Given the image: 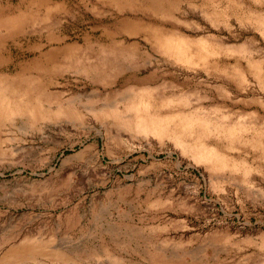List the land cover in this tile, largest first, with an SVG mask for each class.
<instances>
[{
    "label": "rangeland",
    "instance_id": "374dc122",
    "mask_svg": "<svg viewBox=\"0 0 264 264\" xmlns=\"http://www.w3.org/2000/svg\"><path fill=\"white\" fill-rule=\"evenodd\" d=\"M243 9L264 0H0V76L38 103L0 117V264H264V19ZM140 95L164 133L133 120ZM180 114L242 127L201 142L247 167L183 149Z\"/></svg>",
    "mask_w": 264,
    "mask_h": 264
},
{
    "label": "bare ground",
    "instance_id": "6f19581e",
    "mask_svg": "<svg viewBox=\"0 0 264 264\" xmlns=\"http://www.w3.org/2000/svg\"><path fill=\"white\" fill-rule=\"evenodd\" d=\"M244 11L247 12V16L253 18L254 20L261 21L264 19V14L253 13L250 10ZM152 38H154L153 40L162 50H165L169 54L179 58H195L197 60H202L206 57L207 54H210L213 51L211 48L203 46L205 45V39L200 38L197 40V42H193L192 38H188L180 32H175L173 30L159 31L158 29H153ZM194 43L198 44V48L194 47ZM64 53L66 54V50H64ZM98 63H95V65H93L89 64L87 61L84 62L86 66L92 67H98ZM259 66L260 64L257 61L249 60L246 64V70H258L260 69ZM223 68L225 69L226 73L228 72L229 74L237 77H241L244 71V68H240L236 64L225 65L223 66ZM19 82L21 83L22 80L0 76V117L3 115L9 116L12 113L20 112L23 110L37 111L38 103H30L32 98L30 99L29 97L25 96V94H27V91L31 88L33 89L35 85H23ZM132 101L135 105V108L133 109L135 110L133 120L137 122L138 126L141 127L142 130H151L158 134H162L166 131V128L168 126L166 125L168 124L167 122L166 124L161 123L159 120H157L156 116L151 117L150 115H145L143 113L147 106L151 105L149 97H142L140 95L139 98ZM178 121L179 122L174 124L173 126V135L176 137V141L179 143V145L183 149L193 152L196 158L206 160L209 166L213 168H233L236 165L247 167L244 161H236L232 158L230 159L219 153L216 147L209 146L206 144V142H201V137L205 136L206 134H214L217 136L231 138L236 137L241 129H243L242 127L235 125H226L222 122L216 123L212 126H207L203 123L204 125L200 130L197 131V129H195L196 121H193L192 118L180 114V118L178 119ZM177 130L183 132V137H180V135L176 133ZM260 133L255 131L254 134H252L253 141L249 142L251 146L255 144L257 147L264 146V138ZM190 138L193 139V141ZM30 246L32 245L29 243L26 244V248H32ZM17 255L19 256V254Z\"/></svg>",
    "mask_w": 264,
    "mask_h": 264
}]
</instances>
